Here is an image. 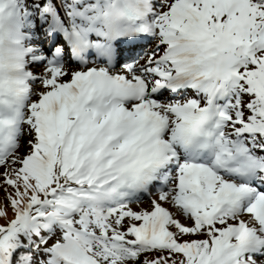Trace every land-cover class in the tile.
<instances>
[{"label": "snow or ice", "instance_id": "obj_1", "mask_svg": "<svg viewBox=\"0 0 264 264\" xmlns=\"http://www.w3.org/2000/svg\"><path fill=\"white\" fill-rule=\"evenodd\" d=\"M0 220V264H264V0H0Z\"/></svg>", "mask_w": 264, "mask_h": 264}]
</instances>
